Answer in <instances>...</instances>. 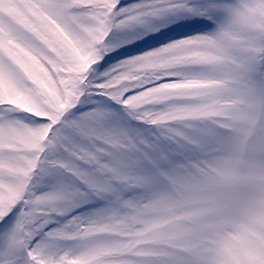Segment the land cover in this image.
Masks as SVG:
<instances>
[{"label":"snow or ice","instance_id":"snow-or-ice-1","mask_svg":"<svg viewBox=\"0 0 264 264\" xmlns=\"http://www.w3.org/2000/svg\"><path fill=\"white\" fill-rule=\"evenodd\" d=\"M0 264H264V0H0Z\"/></svg>","mask_w":264,"mask_h":264}]
</instances>
